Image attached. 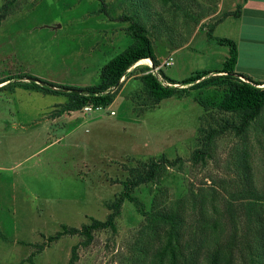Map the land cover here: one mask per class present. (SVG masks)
Listing matches in <instances>:
<instances>
[{"label":"rangeland","instance_id":"1","mask_svg":"<svg viewBox=\"0 0 264 264\" xmlns=\"http://www.w3.org/2000/svg\"><path fill=\"white\" fill-rule=\"evenodd\" d=\"M7 1L0 0V14ZM153 3L180 34L174 43L149 24L161 63L154 72L162 68L181 81L223 67L229 48L219 40L230 38L231 25L217 26L209 35L203 24L217 17L186 26L176 9L163 7L159 0ZM130 10L125 0L15 1L0 26V80L31 76L74 89L98 84L101 69L133 43L126 32L129 23L121 20ZM57 25L61 27L51 29ZM191 40L187 48L173 46ZM250 54L243 53L237 71L259 81L264 58ZM171 58L173 66H163ZM244 69L251 72L245 74ZM141 75L139 68L133 69L122 80L115 102L104 110L75 111L61 118H51V112L67 103L66 96L0 90V264H32L34 245L44 244L63 225L80 228L91 218L106 221L112 212L108 204L119 199L123 183L135 175L131 170L142 171L143 164L163 156L183 163L164 165L156 182L136 188L133 196L140 204L126 200L116 220L117 232H95L93 244L79 248L77 264H135L139 251L150 248L143 212L155 199L165 202L161 207L183 202L191 233L202 194L222 208L224 199L242 187L237 168L244 152L251 155L256 186L264 193V117L242 137L233 130L216 137L206 162L195 163V151L205 150V132L225 120L239 124L240 118L205 109L192 97H173L153 106ZM112 111L116 115H110ZM83 239L66 236L38 252L33 262L68 264L73 246Z\"/></svg>","mask_w":264,"mask_h":264},{"label":"trees","instance_id":"2","mask_svg":"<svg viewBox=\"0 0 264 264\" xmlns=\"http://www.w3.org/2000/svg\"><path fill=\"white\" fill-rule=\"evenodd\" d=\"M15 1L17 0H8L4 4L0 14V26L9 16ZM125 1L131 10L123 15L121 20L129 23L126 32L133 39V43L101 69L98 84L78 89L82 91V94L63 93L61 89L74 88L20 75L1 79L0 90L11 88L13 91L16 88H22L44 95L66 96L67 103L57 106L51 112V118H61L67 113L82 111L88 105L93 107L112 105L116 100L122 79L129 76L133 69L139 68L142 71L140 80L145 85L149 98L154 102L153 106L173 97L179 99L192 97L205 109L235 114L240 118L239 124L233 120H225L221 127L204 131L206 133L203 139L205 150L195 151V163L206 162L216 137L229 130L235 131L242 137L254 123L263 120L264 81H256L236 72L239 48L234 40L228 38L219 40L220 45L229 48V55L221 69L197 72L181 81L173 80L162 68L154 72L150 66L138 64L145 61L159 68L161 63L151 39L150 29L156 28L160 32L163 30L171 42H174L176 34H179L177 25L174 27L169 24L164 14L155 10L153 0ZM159 1L163 7L174 8L181 13L186 26L191 23L198 25L202 20L213 16L219 4V0ZM241 10L242 4H239L235 11L223 13L217 19L215 18L214 23L203 24V28H207L210 35L225 19L239 17ZM187 33H191L190 28ZM184 43L173 46L182 47ZM3 84L5 85L1 87ZM206 147L209 149L207 150ZM179 163H183L181 158L172 162L163 156L143 164L142 171L131 170L135 172V175L123 183L124 190L119 199L108 204L112 212L106 221L91 218L89 224H84L80 228L63 225L62 230L47 238L46 244L34 245L37 250L31 254L29 261L34 264L33 258L38 252L66 236H81L84 239L73 246L68 263L77 264L79 248L92 245L95 241V232L106 229L117 232L116 220L121 215L122 206L126 200L140 204L139 199L133 196L136 188L156 182L163 173L164 165L176 166ZM237 169L241 176L242 187L235 193H228L230 197L224 199L222 208L217 200H207V197L202 194L198 208L199 218L194 220L195 229L191 233L187 231L183 202L178 200L169 206L161 207L165 202L152 200L150 209L143 212L148 221L147 230L151 240L148 241L147 246L150 248L140 250L134 263L264 264V193L256 186L251 155L248 152L243 153L240 167ZM196 205L197 201L194 202L195 207Z\"/></svg>","mask_w":264,"mask_h":264},{"label":"crops","instance_id":"3","mask_svg":"<svg viewBox=\"0 0 264 264\" xmlns=\"http://www.w3.org/2000/svg\"><path fill=\"white\" fill-rule=\"evenodd\" d=\"M239 4H242L240 16L229 17L218 26L231 25L233 31L229 39L234 40L238 45L239 61L243 53L252 55L251 52L258 53L260 59L264 58V0H219L217 12L209 19L220 17L225 12L235 11ZM192 40L181 48L189 47ZM236 72H238L237 67ZM242 72L249 74L251 71L244 69ZM257 76L261 79L260 81H264V71L258 73Z\"/></svg>","mask_w":264,"mask_h":264},{"label":"built area","instance_id":"4","mask_svg":"<svg viewBox=\"0 0 264 264\" xmlns=\"http://www.w3.org/2000/svg\"><path fill=\"white\" fill-rule=\"evenodd\" d=\"M173 64H174L173 58H171V59L167 60L163 66H173ZM122 80H124V78ZM105 108L106 107H104V106L93 107L92 105H88V106L84 107L82 111H84L85 113H91V112H94V111H102ZM110 115L114 116V115H116V113L114 111H112L110 113Z\"/></svg>","mask_w":264,"mask_h":264},{"label":"water","instance_id":"5","mask_svg":"<svg viewBox=\"0 0 264 264\" xmlns=\"http://www.w3.org/2000/svg\"><path fill=\"white\" fill-rule=\"evenodd\" d=\"M61 25H57L56 27H51V29H58L60 28ZM151 68L153 70H155L156 68L152 65ZM60 91H62L63 93H68V92H72L73 94H82V91L81 90H78V89H61Z\"/></svg>","mask_w":264,"mask_h":264},{"label":"bare ground","instance_id":"6","mask_svg":"<svg viewBox=\"0 0 264 264\" xmlns=\"http://www.w3.org/2000/svg\"><path fill=\"white\" fill-rule=\"evenodd\" d=\"M142 63H144V64H149V65H150V64H152V63H149V62H145V61H143Z\"/></svg>","mask_w":264,"mask_h":264}]
</instances>
